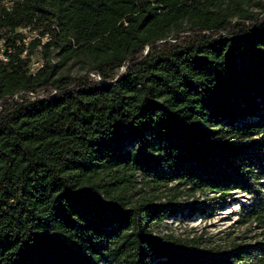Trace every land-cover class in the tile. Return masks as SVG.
Returning a JSON list of instances; mask_svg holds the SVG:
<instances>
[{
    "label": "trees",
    "instance_id": "obj_1",
    "mask_svg": "<svg viewBox=\"0 0 264 264\" xmlns=\"http://www.w3.org/2000/svg\"><path fill=\"white\" fill-rule=\"evenodd\" d=\"M253 2L0 0V264H264L258 238L152 231L237 192L264 228Z\"/></svg>",
    "mask_w": 264,
    "mask_h": 264
},
{
    "label": "rangeland",
    "instance_id": "obj_2",
    "mask_svg": "<svg viewBox=\"0 0 264 264\" xmlns=\"http://www.w3.org/2000/svg\"><path fill=\"white\" fill-rule=\"evenodd\" d=\"M257 0L252 3L253 8L258 10L255 5ZM7 6H11L10 2L6 3ZM264 17V13L262 15ZM25 42L29 44L34 37L38 36L39 32L35 30L24 29ZM39 49L35 50L34 59L38 60ZM122 68L120 71H123ZM78 68L73 69L74 74H78ZM92 78L97 79L96 76L90 74ZM181 200H187L189 203L194 201L193 196L186 194L179 197ZM251 198L244 193L237 192L228 200V204L221 210L213 211L211 214L207 212H195L188 214V211L184 213H178L169 216L163 223L152 227V231L156 234H173L180 238H192L203 234L205 237H209L217 242L229 243L232 240L236 241H249L255 238L264 240V228L258 227L255 222H240L242 207L250 202Z\"/></svg>",
    "mask_w": 264,
    "mask_h": 264
},
{
    "label": "built area",
    "instance_id": "obj_3",
    "mask_svg": "<svg viewBox=\"0 0 264 264\" xmlns=\"http://www.w3.org/2000/svg\"><path fill=\"white\" fill-rule=\"evenodd\" d=\"M0 60H3V61H6L7 60V57L5 55L4 39L2 37H0ZM41 66H42V60L38 59L36 61H32V64H31V70H32V72H35ZM94 76H96V75H94ZM96 77H97V79H100L98 76H96ZM18 95H19V93L16 94L15 97H18ZM29 95L30 96H34V93L33 92H30ZM9 100H11V98ZM0 108H1V101H0Z\"/></svg>",
    "mask_w": 264,
    "mask_h": 264
}]
</instances>
